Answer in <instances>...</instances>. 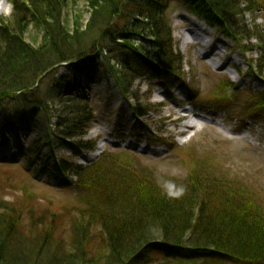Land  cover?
<instances>
[{"label":"trees","instance_id":"1","mask_svg":"<svg viewBox=\"0 0 264 264\" xmlns=\"http://www.w3.org/2000/svg\"><path fill=\"white\" fill-rule=\"evenodd\" d=\"M80 1L89 4L91 18L87 25L76 23L71 29L64 13ZM255 3L185 0L236 42L242 44L243 36L264 46V33L258 27L249 29L236 19L255 11ZM11 4L19 18L12 25L0 24V114L5 121L11 115L39 120L34 129L41 140L31 150L41 143L56 146L53 119L59 138L68 140L85 137L94 121L89 103L65 102L60 84L45 92L41 89L42 80L60 66L76 73L81 88L100 83L99 72L106 66L127 99L143 77V68L153 71V78L168 82L183 75L184 59L175 52L167 23L169 0H11ZM28 19L43 30L38 46L26 39ZM259 62L263 77L264 51ZM224 87L227 92L234 88ZM255 99L253 114L264 115V91ZM136 112L145 115L141 105ZM78 144L83 150L94 149L90 142ZM31 150L26 159L43 168L48 156L44 158L40 149ZM56 170L59 180L69 173L76 176L81 195L89 193L83 207L63 215L31 210V223L24 227L22 201L0 202V264H146L148 257L164 248H182L191 255L164 257L157 264L264 262V206L259 195L236 179L215 174L207 160H194L181 181L129 163L124 154H103L90 166L63 162ZM167 181L183 186V196L163 195ZM69 216L74 249L69 254L57 252L53 258L47 246L54 234L62 237L63 230L60 226L55 232L53 225Z\"/></svg>","mask_w":264,"mask_h":264},{"label":"rangeland","instance_id":"2","mask_svg":"<svg viewBox=\"0 0 264 264\" xmlns=\"http://www.w3.org/2000/svg\"><path fill=\"white\" fill-rule=\"evenodd\" d=\"M254 1L255 11L236 19L249 29L256 26L264 33V0ZM64 14L73 29L76 23L87 25L91 9L89 4L80 1L70 5ZM166 17L175 52L184 58L181 77L172 78L170 82L155 79L153 71L143 68L144 75L134 84L131 99L124 96L106 66L99 72L100 83L91 82L85 88L78 85L76 73L67 65L52 70L42 80L43 92L60 84L65 102L84 100L89 103L95 118L85 137L75 140L59 138L57 120L53 119L51 132L57 135L56 146L52 149L49 143H41L31 150L33 144L41 140L40 132L34 129V126H40L39 120L11 115L10 120L5 121L0 114V145L4 147L3 155H0V202L18 204L22 201L24 227L31 223L28 214L31 210L33 213L35 210L38 213L50 210L52 214L63 215L67 210L75 214L77 208L83 207L89 193L81 195L77 178L70 173L59 180L56 165L66 162L90 166L103 154H124L129 163L174 181L186 179L194 160H207L214 166L215 174L231 181L238 180L248 190L257 193L264 206V115L255 118L253 114L258 105L255 96L264 91V76L259 77V60L264 46L243 36L242 44L236 42L215 24H206L202 16L185 4V0H169ZM18 18L11 0H0V24L6 21L12 25ZM191 18L202 22L210 36L208 41L218 47L220 55H214L212 48L210 56L203 59L204 47L184 45L180 34L193 27ZM28 22L26 39L38 46L42 42L43 30L38 23L29 19L26 24ZM219 65L224 67L218 70ZM224 85L234 88L227 92ZM172 88H175L174 94ZM163 101L165 103L160 105L159 102ZM139 105L145 113L143 116L136 112ZM175 109L179 112L194 109L203 116L199 128L184 134L189 137L181 138L182 135L175 132L179 131L177 126L169 122ZM245 129L246 135H239ZM81 141L94 145V151L83 150L78 144ZM102 144L104 147L99 150ZM39 149L44 158H49L43 168L26 159L27 152ZM4 158L7 160H2ZM70 216L53 225L55 232L63 226L62 237L54 234V240L47 246L51 247L53 258L58 256L57 252L69 254L74 249L71 225L68 224ZM49 222L46 220L45 225ZM31 237L32 243L36 242V234ZM159 251L148 257L146 264H157L164 257L191 255L182 248Z\"/></svg>","mask_w":264,"mask_h":264},{"label":"bare ground","instance_id":"3","mask_svg":"<svg viewBox=\"0 0 264 264\" xmlns=\"http://www.w3.org/2000/svg\"><path fill=\"white\" fill-rule=\"evenodd\" d=\"M191 22L193 23V27L190 29L185 30V32L181 33L180 36L183 39V43L185 46H189L190 44L200 45L205 48L204 55L202 56L203 59H206L210 56L212 44L211 41L209 42V33L205 29L204 25L201 21L197 20L196 18H191ZM214 55H218V49H214L213 51ZM220 70V65L218 66ZM195 113V111H183L179 112L177 109L172 110L171 112V119H169V122L179 129V131H175L178 134L184 135L188 130L199 128L201 123H199L201 120L192 118V114ZM104 147V144L100 145V149L102 150Z\"/></svg>","mask_w":264,"mask_h":264},{"label":"clouds","instance_id":"4","mask_svg":"<svg viewBox=\"0 0 264 264\" xmlns=\"http://www.w3.org/2000/svg\"><path fill=\"white\" fill-rule=\"evenodd\" d=\"M185 188L178 186L172 181H167L162 185V194L168 198H179L183 196Z\"/></svg>","mask_w":264,"mask_h":264}]
</instances>
